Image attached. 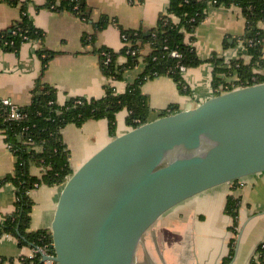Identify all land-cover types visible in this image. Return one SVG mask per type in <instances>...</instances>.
I'll return each instance as SVG.
<instances>
[{"label":"crops","instance_id":"0c3cea01","mask_svg":"<svg viewBox=\"0 0 264 264\" xmlns=\"http://www.w3.org/2000/svg\"><path fill=\"white\" fill-rule=\"evenodd\" d=\"M22 2L25 3L24 7L33 25L43 31L44 40L24 43L16 51H0V99L9 100L17 107L29 105L35 91L43 84L57 89L59 104L77 97L103 98L109 80L102 73L95 49L103 47L120 52L124 47L121 29L143 32L151 30L157 25L160 15L167 12L170 4V0H144L136 4H131L130 0H85L89 20L84 21L70 12L48 9L45 7L46 0ZM22 10L23 4L0 2V32L19 22ZM103 18H108L111 23L100 30L98 23ZM260 28L264 30V23L260 24ZM244 34L245 20L238 7L209 6L205 20L196 30L194 42L203 64L183 74L189 94H182L171 78L149 80L142 87L151 110L148 120L160 118L171 106H176L177 112L186 111L213 97L215 65L210 60L214 54L225 58L227 63L239 57L243 53V44L224 50V42L229 39L233 43L235 38ZM84 35L95 36V45L83 44ZM42 50L55 53L44 73L42 59L39 57ZM149 52V49L145 51L146 54ZM125 62L124 57L119 59L120 64ZM144 68L145 64L141 63L127 71L122 80L113 82L116 93L123 94L127 86L143 73ZM127 117L126 110L117 115L116 136L132 130L126 124ZM62 134L71 152L73 172L113 139L107 120H90L82 126L68 125ZM15 162V156L0 131V180L13 173ZM32 174L39 176L41 170L32 168ZM242 181H238L239 187L243 186ZM234 187L231 183L221 186L223 192H219L220 187L206 191L164 214L144 236L139 246L141 253L139 249L137 252V264H221L229 255V245L235 237L229 230L233 220L224 212L229 195L241 197L239 231L244 223L241 240L230 264H249L257 246L264 241V227L250 244L248 240L245 242L242 239L250 225L264 217V211H254L247 207L245 212L243 204L247 192L245 188L239 190ZM62 189L63 185L53 188L41 186L30 192L34 201L32 231H51ZM221 198L223 201L217 207ZM15 200L16 193L12 184L0 187V220L1 216L15 210ZM253 229L249 231V237L253 235ZM30 254L31 249L21 247L14 237H0V258H19Z\"/></svg>","mask_w":264,"mask_h":264},{"label":"trees","instance_id":"16d2710c","mask_svg":"<svg viewBox=\"0 0 264 264\" xmlns=\"http://www.w3.org/2000/svg\"><path fill=\"white\" fill-rule=\"evenodd\" d=\"M1 3L23 4L22 17L6 31L0 32V51H16L22 44L43 41V31L36 28L22 0H0ZM131 4L143 3L144 0H130ZM236 6L241 10L245 20V34L224 42V50L234 48L242 43L245 52L230 60L216 54L210 60L215 65L213 90L220 95L231 90L264 83V0H170L166 13L161 14L157 25L148 32L121 29L124 47L120 52L108 48L95 49L99 57L103 75L109 80L105 86V96L100 99L82 97L70 98L64 104L57 100L58 91L53 86L43 84L33 96L32 102L18 107L22 118L10 119V108L0 99V131L15 156L14 171L0 180V187L12 184L15 188V210L1 216L0 237H14L21 247L31 250L41 248L54 254L51 231L31 230L34 201L30 192L41 187H59L66 183L74 173L71 167V152L63 139V130L68 125L82 126L90 120H107L111 137H116L117 115L126 110L127 126L132 129L145 124L151 110L149 100L143 94L142 87L149 80L158 77L171 78L182 94H189V87L183 78L181 67L186 70L199 67L203 61L198 57L194 46L195 33L205 20L209 6ZM45 7L57 12H70L81 20H89L85 0H46ZM111 23L108 18L99 21V29ZM251 35V36H250ZM96 37H83V44L95 45ZM149 49V53L145 51ZM176 51L181 57H172ZM55 53L42 50L44 73ZM124 57L126 62L119 63ZM108 61V62H107ZM144 63V71L126 88L123 94L116 93L113 82L123 79L125 73ZM171 106L161 116L177 112ZM32 168L41 170L39 176L32 174ZM234 182L233 189L239 187ZM242 199L229 195L226 200L225 214L233 220L229 228L234 238L230 242V252L221 264H230L235 256V247L239 235V212ZM0 264H43L40 254L33 259L28 256L19 258H0ZM249 264H264V241L260 243Z\"/></svg>","mask_w":264,"mask_h":264},{"label":"water","instance_id":"95a60500","mask_svg":"<svg viewBox=\"0 0 264 264\" xmlns=\"http://www.w3.org/2000/svg\"><path fill=\"white\" fill-rule=\"evenodd\" d=\"M263 172L264 83L148 120L67 179L51 226L54 256L42 263L137 264L144 236L164 214Z\"/></svg>","mask_w":264,"mask_h":264},{"label":"rangeland","instance_id":"374dc122","mask_svg":"<svg viewBox=\"0 0 264 264\" xmlns=\"http://www.w3.org/2000/svg\"><path fill=\"white\" fill-rule=\"evenodd\" d=\"M253 176L254 177H246L245 179H241V180H243L242 185L244 187L243 186L238 187L239 190L245 188L244 190L247 192L245 195L244 204H243V208H244L245 212H247V207H251L252 210H254V211H261V210L264 211V172L260 173V174L253 175ZM219 187H220L218 189L219 192H223L224 190H222L221 186H219ZM222 201H223L222 198L219 199L217 207H219L221 205ZM258 202H260V203H258ZM243 226H244V223L241 226V230L239 231L238 236H242ZM252 226H254L253 227L254 229L251 228ZM263 227H264V217L260 218L257 222L252 223L250 225V229L245 232V235L243 236L242 240L243 241L245 240V242H247V240H248V244H250L253 241V239L255 238V236L257 235V233L259 232V230L262 229ZM251 229H253V235L251 237H249V231ZM238 243H239V241H238V237H237V246H238ZM235 252H236V247H235ZM140 253H141V250L139 249V254ZM139 256H140L139 258H141V255H139Z\"/></svg>","mask_w":264,"mask_h":264},{"label":"built area","instance_id":"2783aa9c","mask_svg":"<svg viewBox=\"0 0 264 264\" xmlns=\"http://www.w3.org/2000/svg\"><path fill=\"white\" fill-rule=\"evenodd\" d=\"M123 40H125V37H123ZM241 46H242V52L244 53L245 52V47H244V45H241ZM172 57L180 58L181 55L178 52L174 51L172 53ZM181 71L183 73H185L187 70H186L185 67H181ZM3 104L5 106H7V107L10 108V119L19 120V119L22 118V115L19 114L18 107L15 104H13L11 101H9V100H3ZM38 254H40L41 257L42 256H46V257H52V256H54V254H49L48 252H46L45 250H43L41 248H35V249L31 250V254L28 257L30 259H33ZM43 264H56V263L53 262V261H51V260H46Z\"/></svg>","mask_w":264,"mask_h":264}]
</instances>
